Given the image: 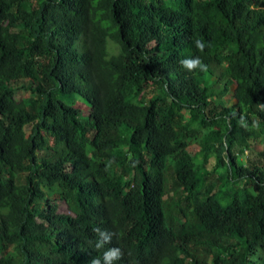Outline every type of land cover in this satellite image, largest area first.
Listing matches in <instances>:
<instances>
[{"label": "trees", "instance_id": "obj_1", "mask_svg": "<svg viewBox=\"0 0 264 264\" xmlns=\"http://www.w3.org/2000/svg\"><path fill=\"white\" fill-rule=\"evenodd\" d=\"M113 246L264 264V0H0V264Z\"/></svg>", "mask_w": 264, "mask_h": 264}, {"label": "clouds", "instance_id": "obj_2", "mask_svg": "<svg viewBox=\"0 0 264 264\" xmlns=\"http://www.w3.org/2000/svg\"><path fill=\"white\" fill-rule=\"evenodd\" d=\"M195 44L200 52L204 51V42L197 40ZM180 64L189 72L194 71L196 68H200L201 71L207 70V66L203 64L199 57L181 60ZM240 123L242 126H246V122L243 118H241ZM94 231L99 237V239L95 242V248L97 250L103 249L106 244H110L113 236L116 235V233L110 232L108 230H101L100 228H96ZM122 256L123 252L119 247H110L103 253V264H113L114 261L120 260ZM91 264H101V260L99 258H94L92 259Z\"/></svg>", "mask_w": 264, "mask_h": 264}, {"label": "rangeland", "instance_id": "obj_3", "mask_svg": "<svg viewBox=\"0 0 264 264\" xmlns=\"http://www.w3.org/2000/svg\"><path fill=\"white\" fill-rule=\"evenodd\" d=\"M209 84H211L210 80H209ZM21 95V93H19V96ZM207 122H211V121H207ZM209 126V124H204V126L202 128H207ZM247 154L249 155V151L248 152H243L242 155H240V159L243 163H246V158H247ZM257 155H253L252 159H254ZM249 157V156H248ZM209 163H213V160L210 159V162ZM98 171L100 173H104L105 171V168L102 167V166H99L98 167ZM216 175V173H215ZM113 180L116 181V182H123V178L122 177H119V176H116V177H113ZM60 195V194H59ZM59 195L56 193V194H53V196H55V199L58 201V204H57V209L59 212H66L67 211V206L65 205L64 201L62 200L61 197H59ZM59 197V198H58Z\"/></svg>", "mask_w": 264, "mask_h": 264}]
</instances>
